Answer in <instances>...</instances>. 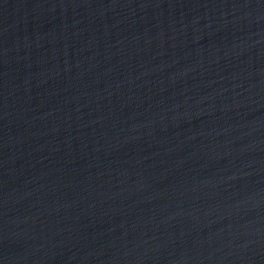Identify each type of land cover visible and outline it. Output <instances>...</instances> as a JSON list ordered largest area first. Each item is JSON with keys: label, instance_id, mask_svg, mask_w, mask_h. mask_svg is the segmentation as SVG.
<instances>
[{"label": "water", "instance_id": "1", "mask_svg": "<svg viewBox=\"0 0 264 264\" xmlns=\"http://www.w3.org/2000/svg\"><path fill=\"white\" fill-rule=\"evenodd\" d=\"M0 264H264V0H0Z\"/></svg>", "mask_w": 264, "mask_h": 264}]
</instances>
